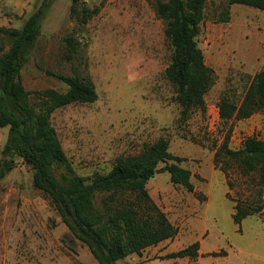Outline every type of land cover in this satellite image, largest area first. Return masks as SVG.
I'll return each mask as SVG.
<instances>
[{"label":"rangeland","instance_id":"rangeland-1","mask_svg":"<svg viewBox=\"0 0 264 264\" xmlns=\"http://www.w3.org/2000/svg\"><path fill=\"white\" fill-rule=\"evenodd\" d=\"M167 1V0H159ZM75 4V12L71 11ZM155 0H0V27L21 30L43 3L33 43L21 69L22 83L34 92L66 87L54 76L79 75L93 83L97 100L70 104L50 118L74 172L82 177L110 171L119 156L136 155L146 146L167 140L169 152L184 159L192 174L194 192L157 173L146 185L154 204L177 228L173 239L146 248L117 264H264V221H232L233 203L249 198L254 176L234 169L228 179L214 167L213 156L224 142L232 150L245 139L264 140V112L248 120L221 123L218 101L229 89L241 97L256 73L264 69V12L232 5L229 21H217L226 0H207L198 46L216 82L205 96V112L179 121L180 107L164 77L170 48ZM98 14L81 22V10ZM66 38L77 41L72 59ZM10 41L0 34V56ZM9 128H0V164ZM13 169L0 180V264H98L88 248L62 223L49 199L33 187V170L12 154ZM60 171L55 173L60 180ZM193 243L199 258L166 259ZM224 252L223 256L211 253Z\"/></svg>","mask_w":264,"mask_h":264},{"label":"trees","instance_id":"trees-1","mask_svg":"<svg viewBox=\"0 0 264 264\" xmlns=\"http://www.w3.org/2000/svg\"><path fill=\"white\" fill-rule=\"evenodd\" d=\"M207 0H155L156 15L163 21V35L171 54L164 77L173 89L180 107L179 121L185 122L194 112H205V96L216 82L215 72L204 61L197 38L201 31ZM44 3L25 21L21 30L0 27V34L10 41L0 56V128L8 127L0 164V180L13 169L12 154L33 170V187L53 205L68 231L84 244L98 264H117L131 255L140 256L151 246L173 239L177 228L151 200L146 185L157 173H167L170 182L193 193L191 172L182 166L183 158L169 152L167 140L146 146L136 155L119 156L110 171L82 177L74 172L50 118L70 104H92L97 100L90 79L55 75L66 87L64 92L45 89L34 92V99L22 83L21 69L27 49L36 35V26ZM240 5L264 12V0H226L218 22L229 21V8ZM71 11L75 12L73 2ZM98 9L82 8L81 22L87 23ZM67 54L72 59L77 41L66 38ZM264 112V69L254 75L241 97L229 89L218 101L222 124L246 120ZM231 127L213 156V163L228 179L229 171L254 176V190L249 198L226 197L233 203L232 221L240 226L249 216L264 221V140L247 138L237 150L228 147ZM60 171V180L55 173ZM199 243L169 253L166 259L197 258ZM225 253H211L223 256Z\"/></svg>","mask_w":264,"mask_h":264},{"label":"crops","instance_id":"crops-1","mask_svg":"<svg viewBox=\"0 0 264 264\" xmlns=\"http://www.w3.org/2000/svg\"><path fill=\"white\" fill-rule=\"evenodd\" d=\"M246 120H248V119H246ZM200 248H201V247H200V245H199L198 258H199L200 256H204V255L208 254V253H203V252L201 251Z\"/></svg>","mask_w":264,"mask_h":264}]
</instances>
